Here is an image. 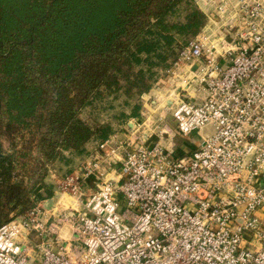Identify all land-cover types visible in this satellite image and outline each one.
I'll return each mask as SVG.
<instances>
[{"label":"built area","instance_id":"obj_1","mask_svg":"<svg viewBox=\"0 0 264 264\" xmlns=\"http://www.w3.org/2000/svg\"><path fill=\"white\" fill-rule=\"evenodd\" d=\"M194 2L206 23L166 99L144 97L59 179L79 208L59 200L47 227L37 203L0 227V264H264V0ZM60 223L70 239L30 246Z\"/></svg>","mask_w":264,"mask_h":264},{"label":"trees","instance_id":"obj_2","mask_svg":"<svg viewBox=\"0 0 264 264\" xmlns=\"http://www.w3.org/2000/svg\"><path fill=\"white\" fill-rule=\"evenodd\" d=\"M205 23L194 0H0V227L53 196L46 178L65 153L82 158L114 133L84 108L150 91ZM132 73L141 81L123 86Z\"/></svg>","mask_w":264,"mask_h":264},{"label":"rangeland","instance_id":"obj_3","mask_svg":"<svg viewBox=\"0 0 264 264\" xmlns=\"http://www.w3.org/2000/svg\"><path fill=\"white\" fill-rule=\"evenodd\" d=\"M183 10V9H182ZM182 10L177 11L176 14H174L172 21H181L184 19V14ZM187 37L180 36L181 45H184L186 43ZM160 70V76L159 79H166L169 78L167 76L168 69H158V73ZM155 71V70H154ZM133 74V73H132ZM138 75L133 74L132 77L125 78L122 77V85L125 87H128L131 85L134 81L140 82V77H137ZM148 76V74H147ZM146 79V77H145ZM155 81V76H154ZM153 81L152 88L150 91L142 94L141 96L135 95V93L132 91L130 93H125L124 91H120L119 93L115 94H108L106 93L104 97L97 98L94 100V102L89 105L88 107L84 108L82 111V118L86 120L87 122L95 125L96 123H103V124H112L114 126L115 131L120 130L122 127L126 125V122L129 120V118L132 115V111L134 110L135 105L140 104V110L144 107L145 98L151 95V100L155 99L154 91L157 92V96L160 99L161 96L166 97L167 91L160 90H154L152 94V90L158 88V83H155ZM159 81V80H158ZM161 86V84H160ZM114 131V132H115ZM66 158L68 159V162H65L64 160H58L51 168L55 173L62 178L64 175L69 173V169H73L79 162L80 157H75V155L67 154L65 153ZM71 162V163H70ZM67 163V164H66ZM51 170V172H52ZM50 177V176H49ZM51 178V177H50ZM52 179V178H51ZM55 180V179H53ZM51 181V180H50ZM91 187H94L95 183L94 180L91 179ZM49 184H51L49 182ZM53 185V196L52 197H46L44 200H48L47 202H44V200H41L38 202V204H41L40 207L43 209V213H46L45 216L41 215L40 218L44 221H47L46 226L48 227L52 222H55V219L50 217V213L53 211L54 208H58V212L63 209L61 205L58 204L59 200H62V203L64 202L66 205H74L75 208H79L80 205L76 204L75 197L70 193H66L61 191L58 188L57 184ZM63 197V198H62ZM47 203V205H44ZM44 205V206H42ZM27 214V213H26ZM26 214L21 215L20 217L25 216ZM48 219V220H47ZM58 227H55L56 233L49 232L48 234L44 236H40L37 233L33 232L30 237V246L33 248L36 247V245L41 244L42 242L45 243H51L52 241H55L57 234H59L61 237H64V239H70L73 228L69 223H60L57 225ZM53 243V242H52Z\"/></svg>","mask_w":264,"mask_h":264},{"label":"crops","instance_id":"obj_4","mask_svg":"<svg viewBox=\"0 0 264 264\" xmlns=\"http://www.w3.org/2000/svg\"><path fill=\"white\" fill-rule=\"evenodd\" d=\"M168 77V76H167ZM159 83H158V88H156V89H153L152 90V93H153V91L154 90H160V89H162L163 91H168L169 90V87H170V81H169V78H166V79H159V81H158ZM160 84H161V86H160ZM165 114V113H164ZM191 144H192V142H191V139H186V138H184V137H181V136H177V138H176V147H177V153L176 154H178V155H183V154H185L186 152H188L189 151V149H190V147H191ZM97 147V144H95V142L94 143H90V144H88L87 145V148H88V150L90 151V153L95 149ZM89 153V154H90ZM89 154H87V155H89ZM86 155V156H87ZM86 156H84V157H82V158H80V160H82L83 158H85ZM52 170V169H51ZM52 178H50V177ZM53 179H55V180H53ZM59 179H60V177L55 173V170L53 171L52 170V172L50 171V174L48 175V177L46 178V181H47V183H51V184H57L58 185V181H59ZM51 180V181H50Z\"/></svg>","mask_w":264,"mask_h":264},{"label":"bare ground","instance_id":"obj_5","mask_svg":"<svg viewBox=\"0 0 264 264\" xmlns=\"http://www.w3.org/2000/svg\"><path fill=\"white\" fill-rule=\"evenodd\" d=\"M154 92L157 94V92H156V91H154ZM168 93H169V90L167 91V94H168ZM158 97H159V96H158ZM164 99H166V97H164V96H161V97H160V100H162V101H163ZM62 198H63V197H62ZM76 203H77V202H76Z\"/></svg>","mask_w":264,"mask_h":264}]
</instances>
